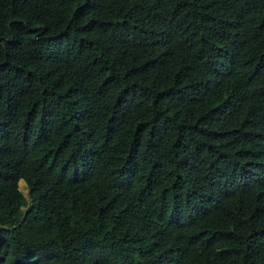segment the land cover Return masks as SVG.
<instances>
[{
    "label": "trees",
    "instance_id": "obj_1",
    "mask_svg": "<svg viewBox=\"0 0 264 264\" xmlns=\"http://www.w3.org/2000/svg\"><path fill=\"white\" fill-rule=\"evenodd\" d=\"M0 264H264V0H0Z\"/></svg>",
    "mask_w": 264,
    "mask_h": 264
},
{
    "label": "rangeland",
    "instance_id": "obj_2",
    "mask_svg": "<svg viewBox=\"0 0 264 264\" xmlns=\"http://www.w3.org/2000/svg\"><path fill=\"white\" fill-rule=\"evenodd\" d=\"M19 188L21 189V191L27 195V186L26 183L23 180L19 181Z\"/></svg>",
    "mask_w": 264,
    "mask_h": 264
},
{
    "label": "clouds",
    "instance_id": "obj_3",
    "mask_svg": "<svg viewBox=\"0 0 264 264\" xmlns=\"http://www.w3.org/2000/svg\"><path fill=\"white\" fill-rule=\"evenodd\" d=\"M20 180H23L24 182H25V180L23 179V178H20L19 180H18V187H19V181ZM26 183V182H25ZM27 186V185H26ZM20 189V188H19ZM21 190V189H20Z\"/></svg>",
    "mask_w": 264,
    "mask_h": 264
}]
</instances>
